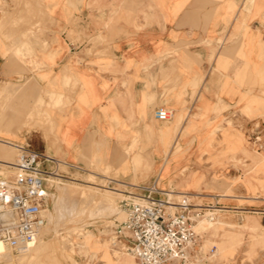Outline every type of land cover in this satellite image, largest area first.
Instances as JSON below:
<instances>
[{
  "label": "crops",
  "instance_id": "1",
  "mask_svg": "<svg viewBox=\"0 0 264 264\" xmlns=\"http://www.w3.org/2000/svg\"><path fill=\"white\" fill-rule=\"evenodd\" d=\"M258 30L264 0H0V91L13 81L24 101L42 87L61 95L52 128L32 125L22 142L86 166L137 135L135 149L154 151V173L135 172L131 157L121 178L164 188L195 177L185 162L167 167L155 110L184 112L183 147L199 145L211 129L194 128L195 117L234 116L245 91L236 74L242 54L258 52Z\"/></svg>",
  "mask_w": 264,
  "mask_h": 264
},
{
  "label": "rangeland",
  "instance_id": "2",
  "mask_svg": "<svg viewBox=\"0 0 264 264\" xmlns=\"http://www.w3.org/2000/svg\"><path fill=\"white\" fill-rule=\"evenodd\" d=\"M22 3L27 4V1ZM249 7L250 4L247 8ZM253 44L258 52L242 54L244 63L241 66L242 69L236 74L240 80L245 81V91L235 104L238 106H235L234 116L195 117L194 128L198 126L199 129L203 127L211 131L205 133L199 145L191 149L184 148L182 143L191 134L189 125L184 126L186 120L184 112L175 111L170 119L161 122L159 131L160 138L165 141L167 167L175 168L185 162L187 165L181 171L184 173L190 169L189 166H193L192 176L195 177L194 180L187 181L171 180L169 185L164 182L163 189L197 193V196L190 198L193 214L197 212L204 214L207 207L219 208L215 219L208 220L206 217H201L195 220L198 239L194 248L188 251L187 259H177L169 264H264L263 30H258V36L255 42L253 40ZM18 54L21 55V52ZM19 86L13 81L6 82L0 91V138L11 140L17 145H30L28 142H22L24 131L30 130L32 125V127L40 125L43 128L50 125L52 128L51 111L61 101V95L49 92L42 87L32 95L29 101H24L19 97V91H21ZM47 95L49 99L46 101ZM228 108L221 104L214 107V112L219 114ZM147 138L150 141L153 140V134L149 133ZM193 140L195 137L191 138V142ZM131 141V145L126 148H118L113 150L112 154L110 152L107 155L95 157L84 166L87 170L83 172L74 170L69 172L70 178H53L58 180L61 186L73 187L74 191L79 188L78 194L85 192L86 189L85 193L88 197L83 193L78 195V199L77 196L73 197L77 193L72 189L70 194L73 196L68 195L72 201L76 198L75 201L78 203L80 198L84 199V196L88 200L92 198L90 202L86 199L80 201L82 203L87 201L85 202L87 211L84 214L80 216L68 214V216L67 213H61L60 218L58 216L57 220L51 221L48 227L49 232L43 235L45 240L48 239L47 247L44 248L45 244L44 250H41L44 253L40 251L42 254L40 253L39 260L33 257L34 263L37 260L35 264H116L121 257L132 256L127 249V235L120 234L117 240L115 235L121 226V221L118 220L119 213L122 214L121 210H123L120 203L123 197L121 190H131L133 187L119 181L109 184L108 177L138 184L143 180L135 178L129 182L120 176L121 172H125L129 166V159L132 157L135 172L148 171L153 174L155 164L153 150L135 149V146L141 142V137L135 135ZM13 147L15 146L9 147V144L0 141V175H10L14 170L2 162L3 160L16 162L20 151L17 147ZM115 159L118 164H115ZM62 169L68 170L65 166H62ZM146 177L147 175L143 179ZM108 187L119 188L120 196L118 193L108 191ZM53 191H55L54 186L50 187V192ZM106 193L114 198L116 209L113 212L108 209L101 210L105 211L104 213L98 212V199ZM55 199L57 198L49 199L52 215H55L53 208ZM83 205L81 204L80 207ZM93 205L97 213L93 211ZM248 222L253 225L252 228L249 227ZM211 223L215 224L211 226ZM54 227L58 235L56 234L52 241L49 233ZM76 227L80 231L73 230ZM104 229H106L105 232ZM87 230L92 231L93 236L90 252L85 253L80 251L78 241L84 239V236L79 233ZM94 239L100 240L101 243L94 244ZM48 245L52 247L49 246V248ZM36 254L34 256L37 258L39 255ZM132 257L131 264H135V259Z\"/></svg>",
  "mask_w": 264,
  "mask_h": 264
},
{
  "label": "built area",
  "instance_id": "3",
  "mask_svg": "<svg viewBox=\"0 0 264 264\" xmlns=\"http://www.w3.org/2000/svg\"><path fill=\"white\" fill-rule=\"evenodd\" d=\"M172 114L170 108L160 106L154 116L165 121ZM16 146L20 152L12 165V174L0 175V239L18 251L40 236L47 226L49 201L46 195L54 186L53 178H70V171L83 172L86 168L62 161L30 145ZM62 166L68 170H63ZM108 178L109 184L120 181ZM123 184L133 189L121 190L120 203L126 218L115 239L120 234L127 235V249L134 256L135 264H169L177 259L186 260L188 251L198 239L193 228V204L188 195L170 199L168 190L161 188L157 181Z\"/></svg>",
  "mask_w": 264,
  "mask_h": 264
},
{
  "label": "bare ground",
  "instance_id": "4",
  "mask_svg": "<svg viewBox=\"0 0 264 264\" xmlns=\"http://www.w3.org/2000/svg\"><path fill=\"white\" fill-rule=\"evenodd\" d=\"M250 2H251V0H250ZM249 6V4L246 6V7H248ZM147 69V68H146ZM0 141L1 142H3V143H5V144H9V147H10V145L12 146H15V147H17L16 145L17 144H15L14 142H12L11 140H6V139H2V138H0ZM15 147H13V148H15ZM12 148V147H11ZM6 149V148H5ZM17 149V148H16ZM11 159H13V158H11ZM61 160V159H60ZM11 161V160H10ZM10 161H2L3 163L5 162L6 163V165L7 166H9V167H12V165L14 164V162H10ZM87 170V169H86ZM5 173V172H4ZM90 173V172H89ZM78 174V173H77ZM93 174V173H92ZM98 175V174H97ZM91 176V175H90ZM103 176V175H102ZM104 178V177H103ZM101 180V179H100ZM104 180V179H103ZM99 181V180H98ZM120 183H125L124 181H119ZM53 185H54V187H55V191H53V192H48L47 193V195H46V199H47V201H49V199L50 198H52V200L54 199V198H57V199H55V203L53 204L54 205V213H55V215L53 214L52 215V213L50 212V209H49V211H48V223H47V226L44 228V230H43V232L41 233V235L40 236H38V237H36L34 240H32L27 246H25L24 248H21L20 250H18V253H14L12 250V248H10L4 241H2L1 239H0V264H35L36 263V261H35V263H34V261L33 260H35V259H38V257H40V253L42 252V253H44L43 251H41L42 249H43V247H44V245L46 244V242H47V240H45L44 239V237H43V235L48 231V230H50L48 227H49V224L51 223V221L53 220V221H55V220H57L56 218L62 213H67V215L69 214H71V215H73V216H75V215H82V214H84V212H86L87 211V209H86V205H87V203L85 204V202H87L86 200H88V198L86 199V197H88L87 196V193H85L86 192V189H85V192L83 191V192H80V194H85L86 195V197L84 196V195H82V196H84V199H86L85 200V202L84 203H82V202H80L82 199L80 198V201L78 202V203H81L82 205L83 204H85V205H83L82 207H80V205L81 204H78L77 203V201H75V200H77L78 199V195L80 196V194H78L77 193V191H78V189H77V191H74L75 189L73 188V187H70V186H61V185H59L60 184V182L58 181V180H55V179H53V183H52ZM104 185V184H103ZM86 186V185H85ZM86 188V187H85ZM72 189H73V191L74 192H76L77 193V195L75 194V196H73V194L71 195L70 194V192L72 191ZM83 190V189H82ZM103 190V189H102ZM104 190H106V189H104ZM107 190L108 191H111V192H115V194H117L118 193V195H119V192H120V189L119 188H117V187H108L107 188ZM166 190H168V192H169V194H168V198H170V199H172V198H180V197H182V193L183 192H185V191H176V190H173V191H171V190H169V189H166ZM175 191V192H174ZM79 192V191H78ZM70 194V196H73V197H76L77 196V199L75 198V199H73L74 201H72L71 199H69L70 198V196L68 197V195ZM91 193H89V195H90ZM183 194H186V195H188V197H189V199L190 198H192V197H195V196H197V193H191V192H185V193H183ZM91 196H93V195H91ZM120 196V195H119ZM90 197V196H89ZM70 200H68V199ZM92 197H90L89 198V200L91 199ZM97 198V197H96ZM84 199H83V201H84ZM94 199V198H93ZM114 198H112L111 197V195L109 194V193H106V194H104L103 196H102V198L101 199H98L99 201H98V212H103V211H101V210H110V211H112L113 212V210H115L116 208H115V206L116 205H114L115 203V201L113 200ZM88 200V202H90ZM96 200V199H95ZM95 200H94V202H95ZM72 201V202H71ZM114 201V202H113ZM95 203H97V202H95ZM94 204V203H93ZM86 206V207H85ZM89 206H90V204H89ZM93 211H94V205H93ZM118 209V208H117ZM97 210V209H96ZM94 211V212H96L97 213V211ZM171 210H172V212H174L175 211V207L174 206H172V208H171ZM219 210V208H217V207H207L206 208V212L204 213V214H200L199 212H197L196 214H194L193 215V218H194V224H193V228H194V230L197 232V224H195V220L197 219V218H201V217H206L208 220H212V219H215L216 217H215V214L217 213V211ZM91 211V210H90ZM122 211V214L121 213H119V216H118V220L119 221H123L125 218H126V212L124 211V210H121ZM105 212V211H104ZM103 212V213H104ZM112 212H109V213H112ZM91 213H92V211H91ZM107 213V212H106ZM108 213V214H109ZM61 214V215H62ZM99 214V213H98ZM102 214V213H101ZM68 215V216H69ZM91 215H93V214H91ZM106 215V214H105ZM72 216V217H73ZM79 216H78V218H79ZM61 216H59L58 218H60ZM108 221V220H107ZM110 221V220H109ZM57 222V221H56ZM215 223H211L210 225L212 226V225H214ZM248 225H249V227L250 228H252V224L250 223V222H248L247 223ZM53 227V226H52ZM80 228V227H79ZM67 229H69V228H67ZM82 229V228H81ZM87 229V228H86ZM73 230H75L76 232L77 231H80V229H78L77 227L76 228H74ZM71 231V230H70ZM106 231V229H104V232ZM49 232V231H48ZM79 233V232H78ZM50 235H51V238L50 239H52V241H53V238L55 237V235L57 234V229H55V227H54V229L53 230H51V232L49 233ZM79 234H81V235H83L84 236V239L83 240H81V241H78V244H79V248H80V251L81 252H85V253H88V252H90V243H91V241H92V236H93V232L92 231H90V230H87V231H83V232H80ZM58 235V234H57ZM225 237V236H224ZM49 238V237H48ZM63 238V237H62ZM55 239V238H54ZM223 239V238H222ZM224 240V239H223ZM113 242V241H112ZM48 243V242H47ZM93 243L94 244H98V243H101V241L100 240H98V239H94V241H93ZM208 243V242H207ZM50 244V243H49ZM51 245H53L52 244V242H51ZM51 245H48V247L50 246V247H52ZM204 245V244H203ZM46 247H47V244H46V246L44 247L45 249H46ZM49 247V248H50ZM63 248V247H62ZM194 248V247H193ZM44 250V249H43ZM48 250V249H47ZM49 250H51V249H49ZM52 250H53V248H52ZM41 251V252H40ZM63 251V250H62ZM39 252V253H38ZM45 252H47L46 250H45ZM38 254L39 256H37V258H36V256H34V254ZM41 253V254H42ZM36 254V255H37ZM127 255V254H126ZM129 256V255H128ZM128 256H124V257H121L119 260H118V262L116 263V264H131V262H133V260L131 259V257L133 256H131V257H128ZM33 257H35V259L33 258ZM33 258V259H32ZM41 258V257H40ZM132 258H134V256L132 257ZM39 260V259H38Z\"/></svg>",
  "mask_w": 264,
  "mask_h": 264
}]
</instances>
